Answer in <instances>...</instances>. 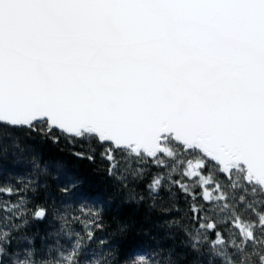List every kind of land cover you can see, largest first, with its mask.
<instances>
[{
  "label": "snow or ice",
  "instance_id": "snow-or-ice-1",
  "mask_svg": "<svg viewBox=\"0 0 264 264\" xmlns=\"http://www.w3.org/2000/svg\"><path fill=\"white\" fill-rule=\"evenodd\" d=\"M19 132L93 163L99 148L129 202L145 180L153 203L181 197L200 264H264V0H0V158ZM55 168L63 210L43 235L24 231L48 220L38 179L0 184V264H162L98 237L109 202Z\"/></svg>",
  "mask_w": 264,
  "mask_h": 264
},
{
  "label": "trees",
  "instance_id": "trees-1",
  "mask_svg": "<svg viewBox=\"0 0 264 264\" xmlns=\"http://www.w3.org/2000/svg\"><path fill=\"white\" fill-rule=\"evenodd\" d=\"M16 135L19 149L11 147V141L5 142L9 145V152L0 158V184L11 183L19 187L17 176L12 174L13 171L20 175L31 173L29 178H37L40 187L35 194L28 193L32 201L29 206L43 204L50 209L48 220L30 221L24 229L27 234L43 235L58 227L53 215L57 209L63 210L61 203L63 198L57 192L58 183L53 177L56 171L55 165L59 164L74 171L80 177L82 185L78 192L82 196L109 202L104 208V220L109 227L103 232H98L97 236L108 238L119 246L121 257L133 252L150 253L163 249V254L158 257L162 260V264H165L169 252L173 264H200L201 259L206 261V257H198L182 243L186 241L182 226L187 225L188 222L185 219L187 206L181 197H173L167 191H163L153 203L144 191L147 184L145 180L139 186L130 185L136 192L144 195L143 201L129 202L128 190L121 188L117 179L107 175L105 171L107 165L100 158L99 148L93 163L73 156L74 151L81 150L80 146L73 148L71 143L64 139L54 144L35 137L29 138L23 132ZM33 155L40 158L41 169L33 170L30 163ZM15 160H19L20 163L13 169L12 162ZM45 167L47 172L43 171ZM155 170L152 169L153 172ZM0 199H8V197L0 196ZM11 199L15 201L16 197ZM173 220L180 221V225L172 224ZM120 224H126L128 230L124 233L118 232L117 228ZM77 227L79 228V225ZM91 247L95 248L96 245L93 244Z\"/></svg>",
  "mask_w": 264,
  "mask_h": 264
}]
</instances>
